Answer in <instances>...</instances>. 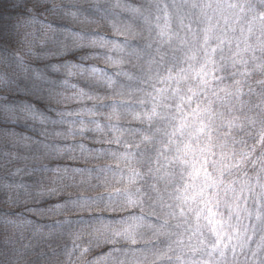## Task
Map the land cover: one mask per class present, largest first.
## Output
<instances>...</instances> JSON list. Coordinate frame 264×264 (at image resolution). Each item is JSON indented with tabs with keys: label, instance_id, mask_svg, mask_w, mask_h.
Here are the masks:
<instances>
[{
	"label": "trees",
	"instance_id": "obj_1",
	"mask_svg": "<svg viewBox=\"0 0 264 264\" xmlns=\"http://www.w3.org/2000/svg\"><path fill=\"white\" fill-rule=\"evenodd\" d=\"M129 2L140 9L143 2L148 7L152 5V0ZM29 7L34 11L29 12ZM47 7L41 8L33 0H0V37L8 38L32 17L51 22L57 28L92 33L88 39L122 40L103 19L105 16L112 22L133 23L136 31L141 33L130 41L136 52L131 48L118 52L111 48L70 46L57 61L95 66L102 70L101 73L70 78L76 90L86 95L62 106L65 122L53 126L54 131L60 130L68 136L56 143L76 158L79 166L73 169L82 170L71 169L74 178L91 184L101 181L106 189L96 196L91 193L85 195L82 202L115 206L120 202L127 203V196L133 194L141 197L146 208L150 207L157 213L156 216L138 215H143L147 222H162L164 213L180 211L177 205L182 206L185 196L182 190L186 184L199 188L205 182L206 174L216 175L223 155L227 157L224 163L239 162V167L223 172L225 182L231 183L222 196L236 209L231 222H243L249 231L224 249L221 262L239 264L245 261L252 264L255 261V264H264V249L252 256L253 249L264 235V15H259L262 22L255 31H245L246 23L237 19L225 25L219 36L207 35L208 45H220L212 59L222 65L218 73L221 79L213 82V88L217 89L215 94L204 89L185 102L181 97L187 99L190 95L186 93L185 83L180 82L179 92L174 93L176 82L169 84L161 77L187 68V64L195 66L201 63L200 54L192 52L198 49V39L200 42L205 27L199 16L193 17L195 25L189 27L191 36H194L188 38L190 45L176 47L177 55H174L156 44L158 39L152 37L156 32L140 31L143 25L137 22L141 15L132 17L105 5H97L94 9L74 4L64 6L77 8L90 18L99 19L103 27L93 30L62 26V21L51 16L49 21H45L39 13L46 12ZM190 19L188 17L189 23ZM58 34L63 39L62 34ZM252 38L258 39L260 47L244 48L243 44ZM68 43L71 45V41ZM208 45H204L205 48ZM108 56L122 59L124 63H105ZM57 77V81L65 78L60 73ZM165 88L167 91L156 92V89ZM220 88L224 90L219 91ZM57 91L73 96L71 88L58 86ZM153 105H156L158 115L148 119L145 114L151 112ZM145 136L148 139L141 142ZM81 145L86 151L81 150ZM209 146L210 152L206 151ZM129 175L135 177L133 188L123 191L122 186L127 183ZM228 211V208L223 209L225 216ZM168 221L170 231L176 222L171 216H168ZM182 227L184 234L191 230L187 225ZM169 238L178 237H160L143 247L165 248ZM242 243H246V247H241ZM209 251L207 248L203 250L208 261L219 256L214 252L209 257ZM177 252L170 255L178 254L185 261L189 258L199 261L202 256L200 251L194 257ZM132 260L135 261V257H130ZM165 264L169 262L165 261Z\"/></svg>",
	"mask_w": 264,
	"mask_h": 264
},
{
	"label": "clouds",
	"instance_id": "obj_2",
	"mask_svg": "<svg viewBox=\"0 0 264 264\" xmlns=\"http://www.w3.org/2000/svg\"><path fill=\"white\" fill-rule=\"evenodd\" d=\"M33 3L41 8L48 6L46 12L39 13L45 21H49L51 16L62 21V26L71 25L93 30L103 27L99 19L77 23L63 14L66 8L64 6L74 4L81 8L86 6L94 9L97 5H105L109 9H115V0H33ZM28 11L33 12L34 8L29 7ZM244 11L243 6H240L237 16L242 18ZM80 12L85 15L83 11ZM137 33L136 37L141 35L139 31ZM159 35L163 36L165 32L161 30ZM62 41L58 33L53 37L52 33H46L42 25L25 26V22L8 38L0 37V130L14 129L21 139L28 137L26 142L14 146L0 142V153L5 150L18 153V158L13 163L0 167V264H104L101 257L109 253L115 257L110 264H129L120 251L128 247L129 242L115 234L123 227L120 221L130 215L156 216L157 213L150 207L146 208L143 202L135 208L129 207L125 202L115 206L110 203L82 205L81 198L85 195L91 193L96 196L106 190L102 182L91 184L90 181L75 179L70 170L79 166L76 158L67 151L59 155L50 154L44 147L46 143H56L68 136L64 133L58 136L53 130L55 124L42 126L27 119L24 111L26 104L32 105L46 112L52 120H57V113H64L62 106L76 98L57 91V85L38 79L36 75L40 73L50 81L58 80L57 73L52 72L50 66L57 64L64 52ZM204 45H208L207 36ZM219 47V44L208 45L204 48L205 58L202 63L180 68L175 73L168 72L161 79L169 84L176 82L174 93L179 92L178 85L184 82L187 86L186 93L190 94L187 99L181 97L185 102L204 89L215 94L217 89L213 88V82L221 79L218 73L222 65L212 59V54ZM105 63L108 61L105 60ZM162 91L167 89H156L157 93ZM145 115L151 118L157 116L156 105ZM147 139L145 136L141 142ZM206 151L210 152L211 146ZM226 159L223 155L220 157L216 175L206 174L205 182L199 188L185 185V190H182L185 191V196L194 195L195 199L182 201V206L178 204L177 207L183 209L184 216L178 211L173 220L176 227L187 225L191 228L192 236L200 237L199 244L185 246L177 244L176 240H170L172 249L196 253L207 248L209 252L214 249L218 252L249 231L243 222H231L236 209L222 196L231 183L225 182L223 172L239 167V162L224 163ZM16 169L20 171L17 172ZM64 169L68 170L67 173ZM126 179L127 183L122 186L123 191L133 188L135 177L129 175ZM208 189L212 191L209 192ZM135 191L139 192V189ZM136 197L141 200L140 196ZM208 207H212L216 213L214 219L224 221L222 228L219 224L216 225L215 232L206 219ZM225 208L229 209L227 216L223 212ZM163 219H168L165 213ZM149 224L151 222L145 221V227L140 230L144 245L157 240L153 234L154 229L148 227ZM174 234L171 233L168 237ZM168 245L159 249L165 251ZM156 249L148 247L145 254L139 257L140 264H159ZM170 253L173 252H169V256L175 264V256ZM216 259L212 260V264H216ZM208 262L191 258L183 260V264Z\"/></svg>",
	"mask_w": 264,
	"mask_h": 264
},
{
	"label": "snow or ice",
	"instance_id": "obj_3",
	"mask_svg": "<svg viewBox=\"0 0 264 264\" xmlns=\"http://www.w3.org/2000/svg\"><path fill=\"white\" fill-rule=\"evenodd\" d=\"M114 8L119 9L120 12H124L129 14V16L135 17L141 15V9L138 6H134L132 3L129 2V0H115ZM64 15L70 16L74 21L77 23L83 24L85 21H91L92 18H90L87 15H83L79 9L77 8H65L64 9ZM106 21H108L109 26L111 30L117 34L118 37H122L121 41L117 40H109L104 39L101 37L100 39H88L89 36L92 35V33L85 32L83 30H75L72 28H57L52 23H45L43 20H40L36 17H32L25 21V26L28 25H35L36 23H39L42 25V27L45 29L46 33H52L53 37L57 33H61L63 36V50H67L70 46H74L76 48L80 47H98V48H111L118 52H124L126 49L131 48L130 41L132 38H135L138 33L135 29V26L133 23L124 21V22H112L109 20L108 16L103 17ZM145 19H147L145 17ZM68 41H71V45H69ZM132 52H136L135 48H131ZM107 61L110 62L113 65H119L123 63L122 59H114L111 56L107 57ZM50 70L54 73H60L65 78L59 81H50L47 76H44L40 73H37V78L42 79L46 82L53 83L59 87L68 89H73V95L75 97L82 98L86 95V93L76 90V87L74 84L71 83L70 78L75 77L78 75H93L97 73H101L102 70L97 69L95 66H88L85 67L82 64H76L73 62L65 61L64 63H57L50 66ZM109 84H111V79L108 80ZM62 95V93H61ZM24 111L26 114L27 119L36 122L42 126H47L48 124H62L64 123L63 117L66 115L64 113H57V116L60 117L58 120H52V118L44 111L37 109L36 107L32 105H25ZM148 119H151L150 116L147 117ZM56 134L62 135L63 132L60 130L56 131ZM28 140V137L25 136L23 139H21V136L14 130V129H3L0 130V142L6 143L8 145H16L20 143H24ZM46 151L50 154H62L65 149L60 147L59 143H46L44 145ZM82 151H86L83 145L80 146ZM18 158V153L16 152H9L5 150L4 152L0 153V167H7V165L13 163ZM17 172L20 171V169H16ZM39 171V169H37ZM46 171V170H45ZM59 171V170H57ZM65 173H67V169L63 170ZM73 171H82L81 169H73ZM7 186V185H6ZM184 202H187L189 200L195 199V196H184L183 198ZM85 202H82V205ZM127 204L129 207L135 208L139 207L142 204V201L139 200L136 196L133 194H129L127 196ZM180 215L184 216V211L181 208L180 209ZM216 213L213 211L212 207L207 208V217L208 223L212 226V230L215 232L216 225L219 224L221 228L224 225V221H218L214 219ZM165 216H171L172 219L176 218V212L172 211L169 213H165ZM197 219H199V214H197ZM103 224V222H101ZM120 223L123 225L122 229L117 231L115 234L124 240L129 242L128 247L120 250L122 251L123 257L129 261V264H131L130 257H135V264H140V256L144 255L146 252V249L143 247L142 241V232L140 231L142 228L145 227V218L143 215H130L128 217L123 218ZM169 221L168 219H163L162 222L159 220L156 223H151L148 225V227L154 229V235L159 239L160 237H168L171 235V232L168 229ZM105 227H108V225H104ZM179 245H183V240L180 238H177L175 241ZM219 242L217 241L216 248H218ZM241 247H246V243H242L240 245ZM261 249H264V237L261 238V241L257 243L256 247L252 251V256H256L257 252H259ZM169 252H175V249H172L171 244L168 245L167 250L161 251L159 248L156 249V255L157 259L159 261V264H165V261H168L169 264H171L172 260L169 256ZM214 252H217L215 249L212 252H209L208 255L211 257ZM219 256L216 259V264H221V261L224 258V250L218 251ZM104 264H110L111 261L115 259L114 256L109 253L108 255H105L101 257ZM176 262H179V264H183V260L180 255L175 256ZM208 264H212V261H209Z\"/></svg>",
	"mask_w": 264,
	"mask_h": 264
},
{
	"label": "rangeland",
	"instance_id": "obj_4",
	"mask_svg": "<svg viewBox=\"0 0 264 264\" xmlns=\"http://www.w3.org/2000/svg\"><path fill=\"white\" fill-rule=\"evenodd\" d=\"M152 5L147 6L146 2L141 5V20L137 23L143 25L139 28L140 31H150L154 34L152 37L157 38L156 44L165 47L171 54L177 55L175 49L187 47L190 45L188 38H192L189 27L195 25L192 23L194 16H199L204 27L200 42L198 39V49H193L192 52L200 54L201 63L205 58L204 40L209 33L211 35L219 36L225 25L230 22H235L237 19L244 20L246 26L245 31H255V27L261 24L259 15L264 13V0H152ZM243 6L244 13L242 18L237 16L239 7ZM145 17L147 19H145ZM188 17H191L190 23ZM194 20V19H193ZM163 30L165 35L161 36L159 33ZM208 37V36H207ZM244 48H259L260 43L258 39L252 38L243 44ZM190 59L187 57V61ZM183 63L186 62L183 60ZM187 66H189L187 64ZM183 227H174L170 230L175 233L171 237H178L183 240L185 246H196L199 244V236H192V229L187 233H183ZM182 233V235H181ZM180 236V237H179ZM190 237V238H189ZM170 239L167 242L169 244ZM164 247H166L164 245ZM181 251L176 249L175 252ZM178 253V252H177ZM186 255L194 257L195 253L191 251H184ZM201 260H208L203 256ZM236 260L235 258H233ZM184 260V259H183ZM238 262V261H237ZM131 264H135L132 260ZM239 264H247V262H239Z\"/></svg>",
	"mask_w": 264,
	"mask_h": 264
}]
</instances>
